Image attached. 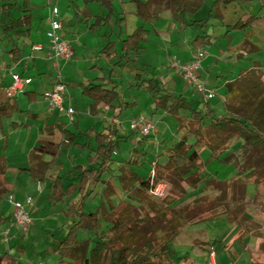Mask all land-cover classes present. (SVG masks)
I'll use <instances>...</instances> for the list:
<instances>
[{"label": "crops", "instance_id": "crops-1", "mask_svg": "<svg viewBox=\"0 0 264 264\" xmlns=\"http://www.w3.org/2000/svg\"><path fill=\"white\" fill-rule=\"evenodd\" d=\"M205 1H211L212 8L216 9L215 15L221 18L223 8L221 0H203L202 6ZM53 6L58 8L63 19L60 34L69 42L72 49V56L69 59L54 57L50 49L47 30ZM24 9L26 10L23 11ZM197 11L186 12L177 18L167 5L153 3L151 0H107V3L104 0H0V102L8 99L6 87L11 81V72L30 79L22 90L23 94L18 92L13 97L19 110L0 116V264H22L21 260L24 259L18 251L21 253L26 250L28 245L26 235H29L30 240L33 234L40 230V225L50 215L47 211L48 205L64 201V180L60 175L56 176V180L53 179L54 167H58L57 172L61 173L60 171H65L66 167L70 166L69 162L73 160L70 153L75 152L74 146L86 144V149L88 147L89 151L95 150L96 148L91 147L93 135L97 132H106V126L102 128L99 126L102 121L108 122L110 116L120 117L125 113L135 117L133 108L140 104L141 99H145L151 109L149 119L155 124V134H150L154 141L145 144L148 140L146 137L142 139L139 135L140 138L137 139L139 145L131 148L130 153L133 155L141 153L144 158L149 153H155L156 160V150L166 153L173 143L181 139L176 133L180 132L181 127L188 129L190 124L188 118L191 120L190 113L186 112L188 109H180L177 113H172L169 106L156 109L154 98L146 87L152 80L163 90L188 100V92L194 90L182 78L180 72L170 66V58L177 55L182 61L187 62L198 48L204 50L203 47L211 43L212 34H197L192 37L190 33L193 28L198 29L200 26L203 29L208 24V20L195 17ZM26 14L29 18L23 25L20 18ZM221 24L225 26V22L222 21ZM228 25L231 23L227 24V29L220 32L221 34L225 35L230 31ZM138 28L142 29L138 49L125 50L123 40ZM188 39L191 40L190 45ZM34 46L40 48L34 49ZM206 55L207 52L201 60L199 75L207 86L211 80L210 68L220 58L218 55L207 57ZM256 64L262 67L259 61H252V64L241 67L236 72L229 71L228 74L217 75L224 78L222 91H227L226 84L232 81L230 78H236L243 70L254 68ZM58 81L66 85L65 104H72L77 109L72 122H68L66 116L57 109L50 107L44 98V93ZM90 83H102L108 88H113L117 93V99L110 104L99 103L94 106L93 100L83 93L84 87ZM209 89L214 90V85ZM141 92L147 94L141 95ZM21 95H24V98ZM21 97V100L25 101L24 104L20 102ZM188 102L190 103L189 100ZM223 104L224 109L221 113L226 107L224 102ZM169 114L178 121L174 126L170 123ZM85 116L86 121L83 122L81 119ZM113 119L111 122L115 126L122 123L119 119L118 123H114ZM19 130L23 132H18ZM19 133L21 138L17 147L20 148L18 153L20 159L10 164L7 155L9 140L12 135ZM131 133L136 134L132 130ZM84 134L89 137L88 141L80 143L78 140L84 137ZM118 136L119 139L122 138L119 132ZM46 142L55 145L56 153L37 149L41 143ZM134 148L138 151H134ZM129 157L131 155H127L123 160L115 159L111 169L124 166L125 160ZM138 158L144 162L145 167L137 171L145 174L148 170L146 166H152L154 161L148 165L142 157ZM87 160L97 164L90 158V153ZM45 162H51V167L43 173L42 164ZM69 170L71 169L68 168L67 171ZM111 171L105 180V187L109 178L118 172L114 170L115 173L112 175L114 171ZM38 181L41 190L37 189ZM69 184H74L72 179L66 185ZM9 194L20 202L33 197V205L29 209L33 224L27 233L20 232L13 223L14 206L6 199ZM91 197L92 195L86 201L88 209L100 202L94 198V202L98 203L90 206ZM106 199L112 203L109 197ZM72 203L67 206L64 203L62 211L55 212L59 217L70 220L69 223H65L67 227L71 217L67 216L66 209ZM54 225H45L44 229L51 227V231L48 229L46 234L53 233ZM67 227L65 233L55 238L53 244L54 254L58 257L57 263L53 258H48L45 263L44 256L40 257L39 253H33L37 259L32 261L33 264H69L72 259L67 260V263L62 262L57 251ZM198 244L203 246L201 242ZM210 253L208 264H216L215 256Z\"/></svg>", "mask_w": 264, "mask_h": 264}, {"label": "rangeland", "instance_id": "rangeland-1", "mask_svg": "<svg viewBox=\"0 0 264 264\" xmlns=\"http://www.w3.org/2000/svg\"><path fill=\"white\" fill-rule=\"evenodd\" d=\"M246 1L249 3H245L243 0H229L224 3L222 6L221 18L215 15L216 9L212 8L211 1H205L203 6L195 14V17L206 21L208 20V24L204 26L203 29L198 26V29L193 28L190 31L191 35H193L192 37L197 34H212L211 43L205 45L203 48L207 52L206 57L209 55H218L220 58L216 64H212L214 68L213 66L210 68L211 80L206 86L207 88L212 85L215 87L213 90L214 96L211 98L209 105L214 109L216 114L223 111V102L225 104H227V102L228 104H232V102L236 101L237 106L234 112L238 113L247 109L249 105L255 103V101L259 99L261 94H264L261 92L262 89L255 90L252 85H248L247 83H237L234 81V77L229 79L233 82V90L231 92L225 90V93L222 91L224 78L221 76L217 77V75H221L222 73L228 74L229 71L236 72L241 67H247L252 64V61H259L262 67H256L255 71L261 76V80L264 81V5H261L264 4V1ZM237 20L247 23L241 28L230 29L225 35L220 33L227 29L228 23L234 24ZM222 21L225 22V26L221 24ZM190 42L191 40L188 42V45H190ZM211 58L209 59L210 61ZM126 72L125 70V73ZM19 93L23 94L22 91H19ZM140 94L146 95L147 93L141 92ZM21 96L23 97L24 95ZM22 97L20 98V102L24 104L25 101L24 99L23 101L21 100ZM188 100L193 108L202 110V112L205 111V101L195 90L188 92ZM147 102L148 101L145 99H141L140 104L135 105L132 110L135 114L134 116L141 115L149 119L148 115H150L151 109L148 104H146ZM186 112L190 113V110H186ZM132 117L130 113H125L120 117L110 116L108 122L102 121L99 124L101 128L106 126L105 131H107L109 125H112L111 120L113 118L122 121V123L116 125V127L118 126L119 134L122 135L121 139L118 138L120 140V145L115 149L113 156L117 161L123 160L127 155L132 156L133 154L130 153L131 148L139 145L137 139L140 138V136L137 133L133 135L131 129H129L128 122ZM168 117L171 119L170 123H172V126L178 122L171 114H169ZM66 120L69 122L68 118ZM81 120L83 122L86 121V116ZM91 120L94 119L91 118ZM189 122H191V120L188 118V124ZM18 132L22 133L23 131L19 130ZM21 133H19V135H12L9 140L7 155L10 164L20 159V155L18 154L20 148L17 146L20 143ZM192 133L191 128L188 126V129L181 127L180 132L176 134L180 138L186 137L188 140H192ZM154 134V132L151 133V135ZM151 135L149 134L146 136L145 139L148 141H145V144H150L149 142H152V140L154 141L153 137L150 138ZM245 135V133H241L239 136L217 139L216 141L219 143H229L230 147L218 157L214 156L211 160L209 149L202 146L200 159L206 164V173L214 176L219 172L221 181L215 182L209 180L207 182H202L197 188H192L184 182L182 183L181 190L174 188L168 183L159 184L149 193L148 197L142 200L141 205L135 206L126 204L121 216L134 218L137 215L141 216L144 210H146L145 212L151 209L162 210L167 206H171L180 212L184 206L196 196L209 195L211 198L215 199L213 213L216 217L204 221L195 219L187 221L185 219H180V223L183 227L172 241L176 255V264H208L209 253L212 250L214 252L216 264H264V180L260 181L258 187L257 184L248 183L245 192L242 186H236L232 183L227 184L222 181H230L228 177L232 175L233 171H235L239 165L257 167L264 164V154H261L260 151L253 146L252 141ZM83 136L84 137H80L78 140L80 143L88 141L89 137L87 134ZM91 142V147L95 149L97 143L95 135H93ZM157 142L156 144L158 147L160 141ZM74 147L75 152L70 153V156L73 158V162H69L70 166H67L65 171H60L61 173L57 172L58 167H54L55 170L53 174L55 177L53 179L56 180V176L60 175V178L64 180V201H56V203L52 202L51 205H48L47 211L50 212V215L40 225V230L33 234L30 240L29 235H26L28 243L27 248L21 253L18 251L24 259L21 260L22 264H33L32 261L37 260L33 253H39L40 257L44 256L45 263H47L48 258H53L55 263L58 261L57 255L54 254L53 244L55 243V238L57 239L65 233L67 227L65 223L70 220L59 217L55 212H58V210L60 211L64 203L65 206H67L78 197L75 192L70 194L66 193V184L70 182V179L73 180V183H78L80 177L84 173L82 169H91L97 166L95 163L87 160V156L91 151H89L88 147L86 149V144ZM154 154L155 153H149L144 158L141 153H137L148 165H151V163L155 161ZM227 156L229 157L223 161L222 159ZM62 157L63 156H61V158ZM65 158L69 161L67 156H65ZM77 164H82L84 166H76ZM110 166H114V162ZM146 167L149 168V166ZM68 168L71 170L67 171ZM114 173L115 171L112 175ZM104 174L105 175L102 177L104 181L101 179L96 183L95 189L91 194L92 200H90V204H88L94 206L98 203L94 202V198L96 201H100L102 198L105 199L106 197L110 198L113 205H117L123 201L126 202L128 197L119 184L118 178L115 177L116 174L112 178H109L107 187H105V180L108 179V170H105ZM261 175H264V173ZM262 178H264V176H262ZM104 187L105 189H103ZM86 207V209H88V206ZM222 211L235 212V214L232 218L219 216V213ZM50 224H55L54 227H52L54 229V234L52 232L46 234L48 229L51 231V227H46L45 229L44 227ZM103 227L108 229L110 224L103 222ZM152 230V225L139 227L135 232L126 234L125 238L129 241L141 243L144 236ZM167 233H172L171 226L158 229L156 231V236L163 237ZM200 242L203 246L198 244ZM69 264H81V262L78 258H74L69 261ZM106 264L109 263L107 262Z\"/></svg>", "mask_w": 264, "mask_h": 264}, {"label": "trees", "instance_id": "trees-1", "mask_svg": "<svg viewBox=\"0 0 264 264\" xmlns=\"http://www.w3.org/2000/svg\"><path fill=\"white\" fill-rule=\"evenodd\" d=\"M151 1L167 5V8L177 18L186 12H196L203 3V0ZM228 1L221 0L223 4ZM104 2L107 3V0ZM28 18L29 15H22L20 22L24 25ZM244 25L245 23L239 20L228 25V28H241ZM141 35L142 29H136L123 40L124 49L127 51L138 49L137 45ZM255 67H260V64H256ZM255 67L243 70L234 81L239 84L252 85L255 90L262 89L261 92L264 93V81L256 73ZM226 87L227 91L231 92L233 82H227ZM146 88L154 98L156 109L169 106L172 113H177L180 109L190 110L189 127L194 138L188 140L183 137L177 140L166 150V153L156 150V160L145 174H141L137 170L145 166L137 155L127 158L124 166L111 169L110 165L115 162L114 151L119 146V136L115 124H112L106 132H97L95 135L96 149L90 152V158L97 162V166L91 169H82L84 173L78 183L69 184L66 189L68 194L77 191L78 197L66 209V214L71 217V222L57 248L62 262L67 263L69 259L78 258L81 264H106L107 262L109 264H176L172 241L183 227L180 219L204 221L215 218L216 215L213 213L215 199L206 194L196 196L180 212L171 206L162 210L151 209L148 212L143 209L144 213L134 218L121 216L125 205H141L142 200L162 183H168L181 190L184 182L192 188H197L202 182L221 181L219 172L214 176L206 173V164L200 159L202 146L209 149L210 160L229 149V143H219L216 141L217 139L245 133V136L252 141L253 146L261 154H264V94H261L255 103L243 111L234 112L237 106L235 101L232 104L227 102L225 111L216 114L209 105L211 99L204 102L205 111L202 112V110L193 108L187 99L163 90L152 80L147 83ZM83 93L93 100L94 106L99 103L110 104L117 99L116 91L102 83H90L84 87ZM18 110L17 101L13 97H8L6 101L0 102V116L9 115ZM145 137L142 136V139ZM142 139L139 141L140 143ZM54 147V144L46 142L41 143L37 149L54 154L56 153ZM134 151L138 150L134 148ZM228 157L222 160L224 161ZM50 167L51 162L43 163L42 172L44 173ZM105 170H108L109 174L110 170H118L116 175L128 199L126 202L113 205L108 199L102 198L95 207L86 209V201L94 191L96 183L102 179ZM262 173H264V164L257 167L239 165L228 177L230 181H222L242 186L245 192L248 183L257 184L258 187L260 181L264 180ZM102 181L104 180L102 179ZM234 214L235 212L222 211L219 216L232 218ZM103 222L109 223L110 227L104 228ZM147 225H152L153 230L144 236L141 243L125 238L126 234L133 233L137 228ZM168 226H171L172 233H167L163 237L156 236L158 229Z\"/></svg>", "mask_w": 264, "mask_h": 264}, {"label": "built area", "instance_id": "built-area-1", "mask_svg": "<svg viewBox=\"0 0 264 264\" xmlns=\"http://www.w3.org/2000/svg\"><path fill=\"white\" fill-rule=\"evenodd\" d=\"M264 1V0H260ZM49 23L47 35L49 38L50 49L52 55L56 58L69 59L72 56V49L69 42L62 37L60 31L62 29L63 19L59 14L56 6H53L49 15ZM39 46H34V49H39ZM206 51L198 48L193 54V57L187 61H182L177 55H172L170 58V66L179 71L182 78L187 82L193 90H195L203 100L208 101L214 96L212 89L206 87L205 83L201 80L199 69L201 67V60L205 56ZM11 81L6 87L7 97H14L19 91L29 83L30 79L22 77L17 73L11 72ZM66 85L58 81L53 84L52 88L44 93V98L48 105L57 109L59 112L65 114L70 122L74 121L77 109L72 104H65ZM114 123L119 121L114 118ZM129 128L140 136H148L155 131V124L144 116H135L129 120ZM40 182H37V189L40 190ZM8 202L13 204V223L17 226L20 232H27L33 224V218L30 214V208L33 205L32 197H28L25 202L17 201L12 195H7ZM210 255H214L211 252ZM41 264V263H38ZM215 264V263H210Z\"/></svg>", "mask_w": 264, "mask_h": 264}]
</instances>
